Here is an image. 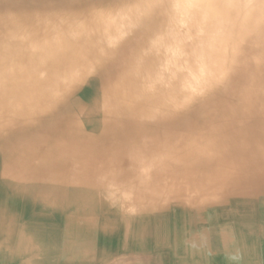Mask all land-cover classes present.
<instances>
[{
    "label": "bare ground",
    "instance_id": "6f19581e",
    "mask_svg": "<svg viewBox=\"0 0 264 264\" xmlns=\"http://www.w3.org/2000/svg\"><path fill=\"white\" fill-rule=\"evenodd\" d=\"M0 264H264V0H0Z\"/></svg>",
    "mask_w": 264,
    "mask_h": 264
}]
</instances>
